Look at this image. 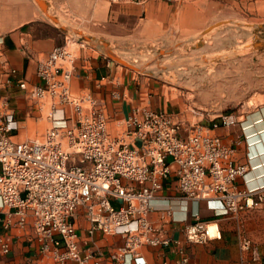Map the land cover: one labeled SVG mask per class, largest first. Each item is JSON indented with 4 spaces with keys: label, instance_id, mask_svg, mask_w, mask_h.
<instances>
[{
    "label": "built area",
    "instance_id": "2783aa9c",
    "mask_svg": "<svg viewBox=\"0 0 264 264\" xmlns=\"http://www.w3.org/2000/svg\"><path fill=\"white\" fill-rule=\"evenodd\" d=\"M108 1L143 5L150 0ZM86 46L69 39L40 62L41 84L33 86L30 95L39 100L41 111L49 108L50 127L38 139L13 140L15 111L12 101L0 94V226L5 232L31 225L41 254L57 264H104L102 250L82 246L74 219L83 209L91 224L89 239L96 232L124 236V245L109 255L111 264H146L144 246L165 248L172 242L148 218L152 202L172 176L182 198L205 200L217 215H237L263 202L264 188H241L237 183L249 172L247 164L236 161L242 141L227 144L215 133L238 125L236 114L222 113L207 125H191L183 135L178 114L136 108L125 120L121 137L114 138L97 101L72 94L78 49ZM16 74L7 73L0 92L13 86ZM19 85L29 90L28 83ZM75 156L81 165H70ZM166 212L172 216L171 209ZM184 232L192 244L221 237L200 219ZM11 250L12 240L0 233V255Z\"/></svg>",
    "mask_w": 264,
    "mask_h": 264
},
{
    "label": "crops",
    "instance_id": "0c3cea01",
    "mask_svg": "<svg viewBox=\"0 0 264 264\" xmlns=\"http://www.w3.org/2000/svg\"><path fill=\"white\" fill-rule=\"evenodd\" d=\"M45 4L56 22L48 20L34 0H0V83L6 81L8 72L17 71L13 86L2 88L0 94L12 101L16 127L12 138L17 142L41 136L44 111L30 91L41 84L37 76L40 62L69 39L87 44L78 49L72 94L96 100L97 109L108 118L110 133L118 138L125 130V120L136 108L169 111L167 101L177 100L171 99L166 85L158 82L157 77L118 62L103 51L104 46L135 53L154 45L191 39L222 22L264 23V0H150L143 5L108 0H46ZM21 82L28 83V91L20 88ZM237 116L238 125L222 127L215 133L227 144L242 141L236 161L247 164L249 172L238 180V185L264 188V105L248 113L241 111ZM182 134L187 135L185 127ZM1 206L0 198V218ZM151 207L149 221L172 242L165 248L144 246L141 256L146 264H264V200L255 209L237 215H217L205 200L182 198L172 176ZM168 209L172 216H167ZM199 219L215 224L221 237L205 244L189 243L184 229ZM74 222L84 249L102 250L103 263L111 264L109 255L124 245V236L96 232L89 239L91 224L83 209ZM0 233L12 240V250L8 255H0V264H57L50 256L41 254L31 225L26 230L10 232L0 226ZM184 258L187 263H183Z\"/></svg>",
    "mask_w": 264,
    "mask_h": 264
},
{
    "label": "rangeland",
    "instance_id": "374dc122",
    "mask_svg": "<svg viewBox=\"0 0 264 264\" xmlns=\"http://www.w3.org/2000/svg\"><path fill=\"white\" fill-rule=\"evenodd\" d=\"M34 1L48 20L56 22L45 8L46 0ZM110 51L118 62L154 75L166 85L171 99L177 100L167 101L169 112L179 115L187 132L191 125H207L222 113H248L264 105L263 22H222L169 45H154L135 53L114 47ZM49 113L47 108L40 135L50 127ZM70 165H81L80 157L75 156Z\"/></svg>",
    "mask_w": 264,
    "mask_h": 264
},
{
    "label": "bare ground",
    "instance_id": "6f19581e",
    "mask_svg": "<svg viewBox=\"0 0 264 264\" xmlns=\"http://www.w3.org/2000/svg\"><path fill=\"white\" fill-rule=\"evenodd\" d=\"M42 3V2H41ZM41 6V5H40ZM46 8V7H45ZM28 11V10H27ZM103 51H105L106 53H111L110 49L108 47H103L102 48ZM211 229H212V232L215 233L216 230H217V226L215 224L211 225Z\"/></svg>",
    "mask_w": 264,
    "mask_h": 264
}]
</instances>
